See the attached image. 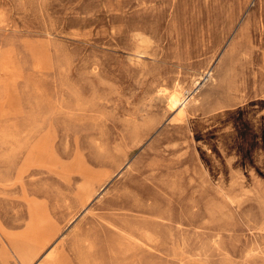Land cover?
Instances as JSON below:
<instances>
[{"label":"rangeland","instance_id":"obj_1","mask_svg":"<svg viewBox=\"0 0 264 264\" xmlns=\"http://www.w3.org/2000/svg\"><path fill=\"white\" fill-rule=\"evenodd\" d=\"M26 249L264 264V0H0V264Z\"/></svg>","mask_w":264,"mask_h":264},{"label":"bare ground","instance_id":"obj_2","mask_svg":"<svg viewBox=\"0 0 264 264\" xmlns=\"http://www.w3.org/2000/svg\"><path fill=\"white\" fill-rule=\"evenodd\" d=\"M255 3V2H254ZM151 56V55H150ZM172 103H174V107H172L173 109L176 108L179 104L182 105L181 100H174L172 101ZM33 230L35 231L33 237L31 238L33 240L34 243H41V240H43L45 238V236L47 235V231H46V213L44 210H42L41 207L37 208V211L34 212V216H33ZM26 255L24 256L25 261L27 260L28 264H31L34 258V255L31 250L26 249Z\"/></svg>","mask_w":264,"mask_h":264}]
</instances>
